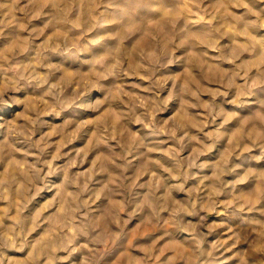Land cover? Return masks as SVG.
<instances>
[{"label":"rangeland","instance_id":"374dc122","mask_svg":"<svg viewBox=\"0 0 264 264\" xmlns=\"http://www.w3.org/2000/svg\"><path fill=\"white\" fill-rule=\"evenodd\" d=\"M0 264H264V0H0Z\"/></svg>","mask_w":264,"mask_h":264},{"label":"clouds","instance_id":"9594fccd","mask_svg":"<svg viewBox=\"0 0 264 264\" xmlns=\"http://www.w3.org/2000/svg\"><path fill=\"white\" fill-rule=\"evenodd\" d=\"M20 250H22V249H20Z\"/></svg>","mask_w":264,"mask_h":264}]
</instances>
